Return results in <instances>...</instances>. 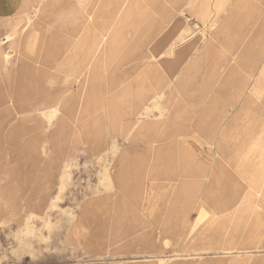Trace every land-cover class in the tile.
<instances>
[{"label":"rangeland","instance_id":"obj_1","mask_svg":"<svg viewBox=\"0 0 264 264\" xmlns=\"http://www.w3.org/2000/svg\"><path fill=\"white\" fill-rule=\"evenodd\" d=\"M37 1L0 19V264H264V196L216 198L264 191V0Z\"/></svg>","mask_w":264,"mask_h":264},{"label":"crops","instance_id":"obj_2","mask_svg":"<svg viewBox=\"0 0 264 264\" xmlns=\"http://www.w3.org/2000/svg\"><path fill=\"white\" fill-rule=\"evenodd\" d=\"M32 1H35V0H0V19H6V18H9V17H12V16L18 14ZM173 3H175V2H173ZM176 8L177 7H172L171 9H176ZM150 10H151V8H150ZM3 42H6V40H4ZM5 55H7V54H5ZM6 97H7L6 98L7 100L2 102L3 104H0V116H3L7 119V121H8L7 126H9V123H10V115L8 112V110L10 108L9 94H7ZM5 104H7V105H5ZM6 112H7V114H6ZM182 184L184 185L185 183H182ZM178 185H175L174 188ZM238 187H247L250 189L252 187V189H254L253 187H255V185L253 183H243V184L242 183H229V185L226 186V188H228V190L225 192L226 195L224 198L221 195L222 192H219V194L216 195V198H219L220 202H221V203H219L220 209L223 208L222 211H225L228 214V215H225L226 217L222 216V217H225L226 222L223 223V226L227 230L232 228V227H240V226L247 225V224L244 225L243 223L235 224L234 221H238L241 219L244 220L247 217L244 215L245 212H248L251 210H258V209H260V207H262L261 201H262V198L264 196V191L261 192V195H256L255 191L250 190L247 192V194L245 196H239L238 195L239 191L236 190V188H238ZM174 191H173V193H174ZM173 193H171V195ZM196 194H197L196 195L197 199L195 200V207L197 205L196 209H198L200 211V208L203 206V203H201V201L204 199L207 202L209 201L208 200L209 197L206 198L203 195V183L200 184V189L196 192ZM196 202H198V203H196ZM228 216H230V217H228ZM210 220H214V219L211 218ZM208 224H210L211 227H213L215 225V223H213V222L208 223ZM227 233H228V239H226L227 240L226 245L234 246L232 249H237V247H235V246L240 245L242 243L243 239L239 238V240H233L229 237L232 232L229 230V231H227ZM235 234L236 235H242V232H240V231L235 232ZM217 235H218L217 233L211 232V234L209 235V240H206V241H210L209 245L211 247L213 244L217 243V240L219 239ZM203 241L204 240L200 239L194 245L202 247L204 245ZM250 242H251L250 244H254V243L256 244V242H252V241H250ZM261 248L262 247H258L257 248L258 250H256V251L257 252H263V250ZM200 250H202V249H200ZM256 255L257 254L252 255V256L256 257ZM239 256L240 255L238 253H234L232 255V260L229 261L230 262L229 264H237L236 262H237ZM255 260H256V258L253 259L252 261H255ZM210 262H211V264H214L213 261H210ZM192 263L203 264V261L196 260ZM206 263H209V262L206 261ZM179 264H187V261H184L183 259L182 260L179 259Z\"/></svg>","mask_w":264,"mask_h":264},{"label":"bare ground","instance_id":"obj_3","mask_svg":"<svg viewBox=\"0 0 264 264\" xmlns=\"http://www.w3.org/2000/svg\"><path fill=\"white\" fill-rule=\"evenodd\" d=\"M38 1L40 2V0H38ZM38 1H37V4L39 3ZM149 1H150V0H145L146 3H148ZM79 7H80V9H81L82 11H86V9H87V8H86L85 6H83V5H79Z\"/></svg>","mask_w":264,"mask_h":264}]
</instances>
